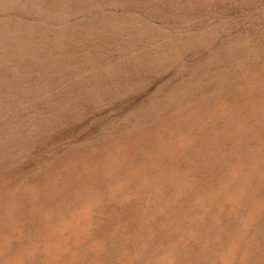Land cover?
<instances>
[{"label":"rangeland","instance_id":"1","mask_svg":"<svg viewBox=\"0 0 264 264\" xmlns=\"http://www.w3.org/2000/svg\"><path fill=\"white\" fill-rule=\"evenodd\" d=\"M0 264H264V0H0Z\"/></svg>","mask_w":264,"mask_h":264}]
</instances>
